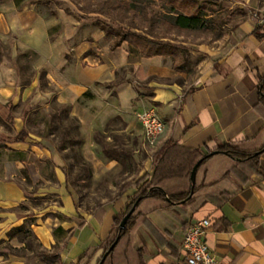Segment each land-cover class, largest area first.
<instances>
[{
	"label": "crops",
	"instance_id": "crops-1",
	"mask_svg": "<svg viewBox=\"0 0 264 264\" xmlns=\"http://www.w3.org/2000/svg\"><path fill=\"white\" fill-rule=\"evenodd\" d=\"M233 1L247 11V16L234 29L229 47L223 53L211 52L206 71L187 89L176 83L152 80L140 86L132 80L112 85L116 71L128 61L126 42L112 52H102L93 58L81 55L78 61L75 58L68 64L67 50L59 44L61 40H52L49 36L52 19L31 5L18 8L12 0L0 2V35L12 33L16 42L32 48L44 59L42 67L57 89L58 100L69 103L72 114L80 121L85 147L91 148L94 132L103 130L116 116L124 124L123 131L136 135L143 145L142 126L136 114L145 108H154L164 123V131L153 146L142 177L152 173L153 155L166 142L198 150L202 155L225 144L242 143L248 151L264 146V103L260 101L264 36L258 38L254 33L258 17L264 14V0ZM258 32L264 33V26ZM161 58L159 55L141 57L145 62ZM4 63L0 61L1 100L14 98L17 93L15 71ZM4 66L14 72L12 77L9 73L3 75ZM154 72L164 74L160 69L144 67L141 62L134 66L138 82ZM28 91H18L17 95L25 96ZM20 128L21 124L17 131ZM27 147L38 159L49 156L46 150L28 145L26 140L10 146L19 151ZM84 153L88 158L96 155L92 149ZM52 159L58 167V181L65 189L61 158L53 152ZM178 161L182 163L181 172L163 179V186L174 192L189 186L191 191L190 179L184 176L182 167L189 163V158ZM21 167L22 161L17 158L0 160V208L15 207L24 200L19 177ZM135 181L131 193L116 196L95 211L82 215L77 222L68 219L78 215L74 199L63 192L61 203L53 207L63 219L48 216L47 224L37 225L35 232L40 241L45 247L57 243L58 261L63 264H97L105 251L102 243L110 234L114 218L125 210L133 195ZM194 183L197 188L194 192L192 189L187 202L164 206L157 198L142 200L134 211L132 226L103 264H179L183 259L181 243L185 230L202 218H208L211 223L205 240L216 264H264V153L258 156L256 166L225 153H215L196 171ZM56 226L62 228V235L54 233Z\"/></svg>",
	"mask_w": 264,
	"mask_h": 264
},
{
	"label": "rangeland",
	"instance_id": "rangeland-1",
	"mask_svg": "<svg viewBox=\"0 0 264 264\" xmlns=\"http://www.w3.org/2000/svg\"><path fill=\"white\" fill-rule=\"evenodd\" d=\"M12 1L18 8L31 5L52 19L49 36L52 40H61L59 44L67 50L65 59L68 64L78 61L81 55L93 58L102 52H112L116 49L117 31H130L173 46L174 57L166 55L145 62L126 42L128 61L116 71L112 85L132 80L140 86L152 80L176 83L184 89L196 84L204 74L211 52L223 53L229 47L234 29L248 14L244 15V9L233 0H197L206 18L203 25L181 30L171 24L173 16L169 5L160 0ZM0 61L15 71L6 69V66L2 68L4 76L9 73L12 77L14 73L17 92L14 98L0 99V160L17 158L22 161L19 177L25 196L15 207L0 208V264H58V244L45 247L35 231L42 222L47 224L48 216L63 219L61 213L53 211V207L61 203L62 193L72 195L75 214L78 215L68 219L77 222L82 215L95 211L116 196L131 193L133 182L147 170L154 147L143 141L144 147L136 135L124 132V124L117 116L110 119L103 130L94 132L91 148L85 147L80 121L72 114L69 103L58 100L57 89L42 67L44 59L32 48L16 42L12 33L6 32L0 35ZM140 62L144 67L160 69L164 74L154 72L138 82L134 66ZM22 90H29V93L17 95ZM82 97L86 98V95ZM8 101L13 105L11 110L4 106ZM61 104L69 105L68 119H63V125H67L71 118L76 119L78 125L80 144L73 150L68 146L59 149L61 134L52 132L55 122L50 115ZM10 116L13 123L9 122ZM20 124L28 132V145L46 150L49 156L38 159L30 154L29 147L22 151L10 148ZM100 144L108 146L113 158L101 153ZM88 149H92L95 157L85 156ZM53 152L61 158L60 169L66 190L58 181ZM53 229L55 234L62 235L60 226Z\"/></svg>",
	"mask_w": 264,
	"mask_h": 264
},
{
	"label": "trees",
	"instance_id": "trees-1",
	"mask_svg": "<svg viewBox=\"0 0 264 264\" xmlns=\"http://www.w3.org/2000/svg\"><path fill=\"white\" fill-rule=\"evenodd\" d=\"M1 1V0H0ZM164 2V4L169 5L170 12L172 13V25L178 29L185 30L191 29L195 27H201L203 22L205 21V14L203 13V8L199 5L197 0H160ZM209 1H217V0H209ZM244 9V8H243ZM103 13V12H99ZM244 15L247 14V11L244 9ZM120 29V28H119ZM260 30V26L258 25L254 29V33L258 38L264 36L263 32H258ZM153 37L152 34H148ZM115 36L117 37V41L114 43V46H118L121 42H127L129 46L135 48L142 57H152V56H166L171 55L175 56V51L173 46H170L167 43H161L154 41L152 39H148L142 36H139L133 32H119L117 31ZM164 37V36H162ZM264 79V76L262 77ZM260 101L264 103V81L260 87ZM5 107L10 110L13 108V105L9 102L4 104ZM69 113V105L61 104L59 108L56 109L55 113L50 115L55 125L52 129L53 131H59L61 134V142L59 149L63 150L65 146L70 147L71 150L75 146L80 144L79 140V131L76 119L71 118V122L67 125H63L62 121L67 117L68 119ZM10 123H13V117L10 116ZM28 137V132L24 127H21L18 131H16L15 135L12 138L13 142H22L25 141ZM242 143H232L225 144L219 146L215 149L217 153H225L231 158L239 160L241 162H248L252 166H256L258 162V156L264 153V146L260 147L256 151H248L243 148ZM101 149L105 155L108 157H112L111 152L108 149L106 144L101 145ZM209 153V152H208ZM202 155L198 150H189L178 147L175 143L166 142L157 152L153 155V171L150 175H143L134 183V193L131 196L130 200L127 202L125 206V210L117 215L114 218L113 226L110 231V234L106 241L102 243V247L106 250L116 236H119V239L116 243L118 244L119 240L125 236L126 231L132 226V221L136 213L133 211L129 216L125 228L120 230L118 228L119 222L121 218L127 213V211L131 208L135 201H137L136 206L145 198L152 197L157 198L162 201L164 206H169L172 202L179 203L184 200L187 202L190 195V188L183 191H170L163 186V179L168 177L177 176L181 172V160L182 157L189 158V163L182 166L184 167V176L189 179L190 171L192 166L201 159L199 165L197 166L196 171L201 167V165L211 156L207 154ZM179 154H181V158L179 159ZM185 155V156H182ZM169 168L167 165H169ZM166 167V168H165ZM164 169V170H163ZM197 185L194 183L193 192L196 190ZM163 191L166 193L168 199H166ZM136 209V207H135ZM210 221V220H209ZM211 226V223H210ZM109 252L108 255H112L114 253L115 247ZM58 264H63L58 261ZM143 264V263H140Z\"/></svg>",
	"mask_w": 264,
	"mask_h": 264
},
{
	"label": "built area",
	"instance_id": "built-area-1",
	"mask_svg": "<svg viewBox=\"0 0 264 264\" xmlns=\"http://www.w3.org/2000/svg\"><path fill=\"white\" fill-rule=\"evenodd\" d=\"M257 25L264 26V14L258 17ZM136 118L142 126L144 143L155 146L164 131V123L155 109L145 108L136 114ZM209 227L208 218L198 219L189 224L182 239L183 259L179 264H216L215 256L205 240Z\"/></svg>",
	"mask_w": 264,
	"mask_h": 264
},
{
	"label": "water",
	"instance_id": "water-1",
	"mask_svg": "<svg viewBox=\"0 0 264 264\" xmlns=\"http://www.w3.org/2000/svg\"><path fill=\"white\" fill-rule=\"evenodd\" d=\"M217 153V151H212L210 153H208L207 155L210 156V155H213ZM201 159H199L193 166H192V169L190 171V175H189V179H190V182H191V191L190 193H192V189H193V184L195 182V174H196V169H197V166L199 165ZM163 194L165 195L166 199L167 196H166V193L163 191ZM136 203L137 201L134 202V204L131 206V208L127 211V213L121 218L120 222H119V225H118V228L120 230H123L125 228V225H126V222L129 218V216L131 215V213L135 210V207H136ZM119 239V236H116L115 239L112 241V243L109 245V247L104 251L101 259L99 260V262L97 264H103L104 260L106 259V257L108 256L109 252L114 248V246L116 245L117 241Z\"/></svg>",
	"mask_w": 264,
	"mask_h": 264
}]
</instances>
